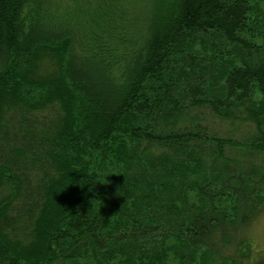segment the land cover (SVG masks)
<instances>
[{"label": "trees", "instance_id": "obj_1", "mask_svg": "<svg viewBox=\"0 0 264 264\" xmlns=\"http://www.w3.org/2000/svg\"><path fill=\"white\" fill-rule=\"evenodd\" d=\"M262 216L264 0H0V264H264Z\"/></svg>", "mask_w": 264, "mask_h": 264}, {"label": "rangeland", "instance_id": "obj_2", "mask_svg": "<svg viewBox=\"0 0 264 264\" xmlns=\"http://www.w3.org/2000/svg\"><path fill=\"white\" fill-rule=\"evenodd\" d=\"M260 40H261V38H259V39H257V42L258 43H260ZM220 126H223V124H221ZM256 225V230H261L260 232H258V233H256L255 234V240H254V242H256V239H258L257 241L260 243V244H258V243H256V245L258 246H261V248L263 249L264 247V216H262V217H260L259 218V221H257V224H255ZM255 225H253V226H255Z\"/></svg>", "mask_w": 264, "mask_h": 264}, {"label": "clouds", "instance_id": "obj_3", "mask_svg": "<svg viewBox=\"0 0 264 264\" xmlns=\"http://www.w3.org/2000/svg\"><path fill=\"white\" fill-rule=\"evenodd\" d=\"M111 173V172H106V173H97V175H103L104 179L106 178V176ZM93 181H96L95 179H93Z\"/></svg>", "mask_w": 264, "mask_h": 264}]
</instances>
